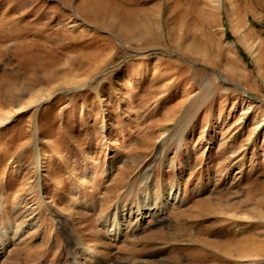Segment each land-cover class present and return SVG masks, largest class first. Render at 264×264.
<instances>
[{"label":"rangeland","instance_id":"rangeland-1","mask_svg":"<svg viewBox=\"0 0 264 264\" xmlns=\"http://www.w3.org/2000/svg\"><path fill=\"white\" fill-rule=\"evenodd\" d=\"M0 264H264V0H0Z\"/></svg>","mask_w":264,"mask_h":264},{"label":"bare ground","instance_id":"bare-ground-1","mask_svg":"<svg viewBox=\"0 0 264 264\" xmlns=\"http://www.w3.org/2000/svg\"><path fill=\"white\" fill-rule=\"evenodd\" d=\"M148 177H149V176H148ZM145 199L147 200V199H148V196H146ZM172 199L174 200L175 198L172 197ZM147 201H148V200H147ZM165 205H168V202H167ZM165 205L163 206L162 209L158 210L157 212H158V213H162V212H164V211L167 209V208H165ZM145 207H147V208H146V209H143V212H140V215H141V214H143V215H147V214H148V216H152V215H153V211H154V209H152L151 204H150V205H146ZM157 212H156V213H157ZM145 217H147V216H145ZM120 231H121V225H120L119 223H117V224H116L115 236L119 235Z\"/></svg>","mask_w":264,"mask_h":264}]
</instances>
